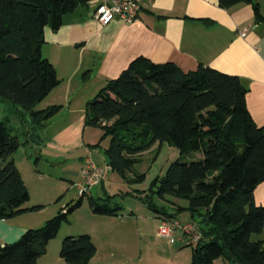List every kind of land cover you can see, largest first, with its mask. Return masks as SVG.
Masks as SVG:
<instances>
[{"label":"trees","instance_id":"obj_1","mask_svg":"<svg viewBox=\"0 0 264 264\" xmlns=\"http://www.w3.org/2000/svg\"><path fill=\"white\" fill-rule=\"evenodd\" d=\"M217 1L223 9L250 4L254 20H262L255 0ZM84 2L0 0V98L30 112L37 125L44 126L60 110L59 105L33 109L59 82L41 55L44 28L57 30L63 16ZM246 93L236 75L201 64L182 71L174 63L137 56L85 104L84 124L100 129V139L109 137L106 165L122 179L130 181L128 174L134 173L141 154L156 142L191 158L171 162L148 187L160 199L184 200L186 206L176 205V211H188L198 224L199 240L184 244L191 247L189 264H211L217 258L235 264L231 255L240 264H264V239L251 240L264 226V206L253 200L255 187L264 181V125H256L248 113ZM20 144L0 120V219L41 208L23 207L29 194L10 158ZM142 179L135 173L132 180ZM82 196L40 227L0 244V264H36ZM88 201L94 213L117 214L91 195ZM148 206L161 220L174 219V213L151 201ZM95 252L90 236L82 234L64 237L58 254L66 264H88Z\"/></svg>","mask_w":264,"mask_h":264},{"label":"crops","instance_id":"obj_2","mask_svg":"<svg viewBox=\"0 0 264 264\" xmlns=\"http://www.w3.org/2000/svg\"><path fill=\"white\" fill-rule=\"evenodd\" d=\"M255 1L262 16L259 21L254 20L250 4L223 9L217 0H151L147 9L140 12L138 21L125 24L114 19L102 26L92 17L95 1L85 0L63 16L57 30L44 28L41 55L53 65L59 82L36 104L37 110L59 105L60 110L48 123L60 116L65 120L43 136L44 142L32 143L31 151L36 153L37 144L54 155L84 151L80 171L90 160L88 146L94 144L83 138L85 104L137 56L159 64L171 62L182 71L194 70L201 64L238 76L247 88L248 113L256 125H264V0ZM12 161L26 184L18 161ZM80 183H76L77 187ZM253 200L264 206V181L255 187ZM28 212L32 211L0 219V244L13 242L26 229L38 226L41 216ZM123 228L119 227V233L106 231L102 244L90 237L96 252L88 264H135L140 260L146 264L140 245L132 241L129 232L120 230ZM253 235L251 240L264 239V226ZM55 241L48 242L46 252L37 258L36 264H66L58 254L60 243ZM146 258L151 264L149 254ZM211 264L230 263L217 258Z\"/></svg>","mask_w":264,"mask_h":264},{"label":"rangeland","instance_id":"obj_3","mask_svg":"<svg viewBox=\"0 0 264 264\" xmlns=\"http://www.w3.org/2000/svg\"><path fill=\"white\" fill-rule=\"evenodd\" d=\"M37 107L35 105L33 109L37 110ZM0 120H5L12 134L23 142L10 158L18 161L27 185L29 200L25 205L32 206L36 203L43 205L40 209L27 213L41 216L42 222L39 221L36 226L40 227L46 219L53 217L60 209L65 210L69 203L79 199L80 193L76 183L78 181L83 183L79 169L86 153L72 150L67 154L54 155L39 144L38 147L36 146L38 148L36 153L31 151L32 143L44 142L43 136L49 135L65 120V117L60 116L51 124L47 122L44 126H40L31 121L30 112L0 98ZM84 130L83 138L86 142L92 141L94 145L100 142L98 146H92L93 144L88 146L86 152L87 157L102 170L103 181L100 182V178L98 184L87 187L80 206L67 215L51 240L60 243L66 236L88 234L95 242L102 244L103 234L106 231L119 233V227H124L120 230L129 232L132 241L140 245L142 260L146 261V264H148L146 258L148 254L151 264H174L175 261L189 264L191 247L180 243L176 238L170 241L158 236L156 232L161 219L148 206V201H151L156 208L174 213V219L179 223H185L192 221L190 214L186 210L177 212L176 205L183 207L186 206V202L171 197L160 199L151 193L148 187L154 178L164 175L171 162L189 161L191 158L180 155L177 149L166 142H156L141 154L140 160L134 165V173L128 174L130 181H126L106 165L104 149L109 145V137L100 139L102 131L90 125H86ZM135 173L143 174L140 182L132 180ZM90 195L96 204L116 208L117 214L110 217L94 213L88 201ZM137 228L139 229L136 230ZM172 259L174 263H171ZM140 263L141 260L135 264Z\"/></svg>","mask_w":264,"mask_h":264},{"label":"built area","instance_id":"obj_4","mask_svg":"<svg viewBox=\"0 0 264 264\" xmlns=\"http://www.w3.org/2000/svg\"><path fill=\"white\" fill-rule=\"evenodd\" d=\"M92 11L94 20L104 26L114 19H119L125 24L139 20L141 11L147 9L151 0H94ZM242 34V33H241ZM102 170L93 162L87 160L80 170L83 183L78 186L80 195L86 193L87 187L99 183ZM157 235L173 240L176 238L182 244H195L200 238V229L197 223L190 221L179 223L177 220H161L157 228Z\"/></svg>","mask_w":264,"mask_h":264},{"label":"water","instance_id":"obj_5","mask_svg":"<svg viewBox=\"0 0 264 264\" xmlns=\"http://www.w3.org/2000/svg\"><path fill=\"white\" fill-rule=\"evenodd\" d=\"M230 258L235 262V264H240L239 261H237L232 255L230 256Z\"/></svg>","mask_w":264,"mask_h":264}]
</instances>
